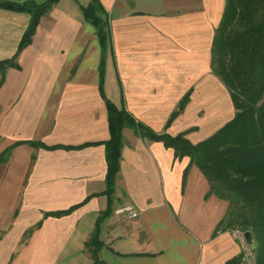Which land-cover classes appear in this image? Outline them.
<instances>
[{
  "label": "crops",
  "instance_id": "obj_1",
  "mask_svg": "<svg viewBox=\"0 0 264 264\" xmlns=\"http://www.w3.org/2000/svg\"><path fill=\"white\" fill-rule=\"evenodd\" d=\"M100 1L111 33L108 100L154 132L185 133L193 144L234 118L231 95L211 67L225 0ZM90 2L54 5L0 86V154L14 146L0 164V264L93 262L87 242L108 206L110 131L100 91L101 44L82 10ZM29 21L27 13L0 8V60L14 57ZM187 95L184 110L168 125ZM209 191L189 157L125 128L113 213L100 228L101 259L226 264L245 252L246 264L241 236L217 233L228 204ZM128 208L139 217L125 219L121 212Z\"/></svg>",
  "mask_w": 264,
  "mask_h": 264
},
{
  "label": "trees",
  "instance_id": "obj_2",
  "mask_svg": "<svg viewBox=\"0 0 264 264\" xmlns=\"http://www.w3.org/2000/svg\"><path fill=\"white\" fill-rule=\"evenodd\" d=\"M60 1L17 3L0 0V8L30 15L29 25L16 54L11 59L0 60V86L4 83L6 70L19 67L17 58L31 44L41 18ZM225 1L223 16L213 39L211 67L227 87L236 112L231 121L198 144L191 143L185 133L174 137L166 133L158 134L106 98L105 56L111 43L109 16L100 0H91L88 6L82 7L85 20L95 27L101 44L100 91L106 101L110 131V139L105 143V195L108 206L99 216L87 242L92 264H105L100 256L104 247L100 228L102 222L113 213L115 181L121 166L123 130L127 127L145 138L162 141L166 147L174 150L176 157H189L207 178L210 185L208 195H215L228 204L217 233L251 232L256 245L253 264H264V0ZM188 100L189 95L181 101L168 125L184 110ZM27 143L44 146L36 142ZM13 147L0 154V164L8 159ZM76 207L46 216L65 215ZM244 257L245 252H242L226 264H241Z\"/></svg>",
  "mask_w": 264,
  "mask_h": 264
},
{
  "label": "water",
  "instance_id": "obj_3",
  "mask_svg": "<svg viewBox=\"0 0 264 264\" xmlns=\"http://www.w3.org/2000/svg\"><path fill=\"white\" fill-rule=\"evenodd\" d=\"M243 235H244V241L247 247L250 249L252 256L254 257L256 251V245L253 235L251 234V232H245Z\"/></svg>",
  "mask_w": 264,
  "mask_h": 264
},
{
  "label": "built area",
  "instance_id": "obj_4",
  "mask_svg": "<svg viewBox=\"0 0 264 264\" xmlns=\"http://www.w3.org/2000/svg\"><path fill=\"white\" fill-rule=\"evenodd\" d=\"M125 219L133 220L139 217V212L136 209L128 208L121 212Z\"/></svg>",
  "mask_w": 264,
  "mask_h": 264
},
{
  "label": "rangeland",
  "instance_id": "obj_5",
  "mask_svg": "<svg viewBox=\"0 0 264 264\" xmlns=\"http://www.w3.org/2000/svg\"><path fill=\"white\" fill-rule=\"evenodd\" d=\"M219 107H220V105H219ZM215 109H216V107H215ZM235 233H237V235H239V236H241V238H242V240H241V242H242V244H243V246L246 248V251L248 252V260H246V264H253V256H252V254H251V252H250V249L247 247V245H246V243H245V241H244V235H243V233L242 232H239V231H234Z\"/></svg>",
  "mask_w": 264,
  "mask_h": 264
}]
</instances>
